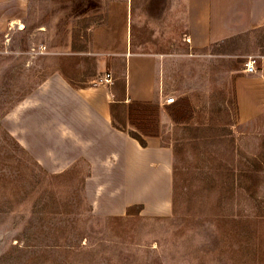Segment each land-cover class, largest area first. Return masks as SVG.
<instances>
[{
    "label": "rangeland",
    "instance_id": "obj_1",
    "mask_svg": "<svg viewBox=\"0 0 264 264\" xmlns=\"http://www.w3.org/2000/svg\"><path fill=\"white\" fill-rule=\"evenodd\" d=\"M95 3L26 0L0 22V264H264V111L240 122L231 76L251 59L257 72L264 27L211 50L223 86L202 88L189 124L163 121L174 155L167 217L96 215L83 166L49 174L18 141L19 106L66 53L90 49ZM7 7L0 0V18ZM69 24L76 44L65 51Z\"/></svg>",
    "mask_w": 264,
    "mask_h": 264
},
{
    "label": "crops",
    "instance_id": "obj_2",
    "mask_svg": "<svg viewBox=\"0 0 264 264\" xmlns=\"http://www.w3.org/2000/svg\"><path fill=\"white\" fill-rule=\"evenodd\" d=\"M25 2L1 0L8 7L0 22L14 20ZM89 7L99 19L90 27V49L66 53L63 69L19 106L17 139L49 174L83 166L82 189L96 215L125 217L136 208L143 217H167L174 155L163 121L189 124L202 88L223 86L214 80L211 50L263 28L264 0H96ZM69 25L65 51L76 44ZM105 74L111 84H94ZM233 74L238 118L245 123L264 111V57L255 74L242 68ZM168 98L176 103L166 104ZM130 105L153 112L142 111L141 121L157 129L143 136L145 147L128 134L137 131ZM176 107L191 116L188 122H174Z\"/></svg>",
    "mask_w": 264,
    "mask_h": 264
},
{
    "label": "trees",
    "instance_id": "obj_3",
    "mask_svg": "<svg viewBox=\"0 0 264 264\" xmlns=\"http://www.w3.org/2000/svg\"><path fill=\"white\" fill-rule=\"evenodd\" d=\"M142 111H148L150 117L151 115H153V112L149 111L145 106H140V105L129 106V114H128L129 121L136 128L137 131L129 132L128 134L130 135V137L136 139L142 147H145L146 144L143 140V136L146 137L155 136L157 133V129L155 125L143 123L141 121V117H143ZM171 117L174 120V122L180 123V122H188L191 116L190 115L186 116V112H180L179 108L176 107L172 110Z\"/></svg>",
    "mask_w": 264,
    "mask_h": 264
},
{
    "label": "built area",
    "instance_id": "obj_4",
    "mask_svg": "<svg viewBox=\"0 0 264 264\" xmlns=\"http://www.w3.org/2000/svg\"><path fill=\"white\" fill-rule=\"evenodd\" d=\"M245 72L248 74H253L256 72V61L254 59L249 60L245 64ZM111 83H112V78L109 74H105L104 78H101L97 82L98 85H104V84L109 85ZM165 102H166V104H172L174 102V99L168 98Z\"/></svg>",
    "mask_w": 264,
    "mask_h": 264
}]
</instances>
